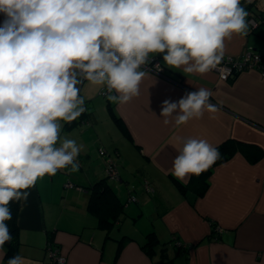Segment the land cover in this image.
<instances>
[{"label":"crops","instance_id":"obj_1","mask_svg":"<svg viewBox=\"0 0 264 264\" xmlns=\"http://www.w3.org/2000/svg\"><path fill=\"white\" fill-rule=\"evenodd\" d=\"M241 3L248 13H264V0ZM4 19L0 13V25ZM248 48L264 59V23L226 40L224 55L239 56ZM155 56L165 75L142 66L147 75L140 94L126 104L110 102L106 89L102 93L104 88L87 81L80 86L86 111L71 123L61 122L60 132L61 138L74 139L80 146V171L71 172L69 167L38 179L27 190V201L19 202L18 252L27 264H45L48 238L59 245L67 264H161L177 257L179 264H264V67H251L222 80L213 70L184 74L167 66L163 54ZM199 88L213 93L209 103L216 111H205L200 119L179 127L165 126L160 117L162 102H176ZM109 105L129 138L113 121ZM176 136L203 139L215 147L231 140L236 146L228 158L209 168L202 194H196L204 187L197 176L181 181L171 174L177 148L182 147L176 144ZM106 157L123 163L124 171L112 185L124 204L123 212L107 233L87 210L85 188L104 176ZM124 161L129 162L127 167ZM144 178L152 192L143 189ZM176 181L187 185L183 193ZM65 182L82 189L65 187ZM128 194L134 196L133 202H127ZM145 207L148 218L139 223L136 218ZM214 224L217 238L212 236ZM148 232L158 241L152 254L141 247Z\"/></svg>","mask_w":264,"mask_h":264},{"label":"clouds","instance_id":"obj_2","mask_svg":"<svg viewBox=\"0 0 264 264\" xmlns=\"http://www.w3.org/2000/svg\"><path fill=\"white\" fill-rule=\"evenodd\" d=\"M248 3L251 0H247ZM0 264L12 240L10 202H26L44 176L79 171L80 146L62 123L85 111L80 86L107 90L119 105L140 94L150 57L203 75L220 64L225 41L246 35L241 0H0ZM205 88L164 100L160 117L175 127L214 112ZM171 174L185 181L220 157L206 140L175 137ZM6 264H27L20 254Z\"/></svg>","mask_w":264,"mask_h":264},{"label":"trees","instance_id":"obj_3","mask_svg":"<svg viewBox=\"0 0 264 264\" xmlns=\"http://www.w3.org/2000/svg\"><path fill=\"white\" fill-rule=\"evenodd\" d=\"M261 13L262 12H259L256 15L261 14ZM261 23H264V22H261ZM108 111L111 114V117L113 121L115 122V124L118 125L122 133L126 137L129 138L126 126L123 124L120 117L113 112L110 105L108 106ZM216 147L218 148L220 152V157L217 161H221V160L228 158V156L236 149L234 142L231 140L223 141L217 144ZM208 174H209V169L202 172L199 176H197V178L201 181V183H204V187L199 188L196 194L203 193L205 189V185H206V182L204 181ZM106 177L96 179L94 183H92L90 186H85V188H87V191L89 192L87 210L95 215L97 219V224H99L102 228H104L107 233L109 229L111 228V226L114 224L113 222L118 220L117 218L119 217V215H121V212H123L122 210H123L124 204L122 203L121 200L117 198L114 188L108 183V181L106 180ZM176 184L178 186V189L183 193L187 185H183L182 183L180 184L177 181H176ZM128 195L126 197L127 202H133V200H128ZM19 206H20V203L15 202V201L10 202V205H9L11 213H12V219L9 221H6V223L9 226V229H10V232L13 238L10 242L6 243L4 246L6 250V255H4L3 260L5 262H7V260L10 257L16 254H19L18 247L20 244V240L18 239V236H19L20 228H18V225H17V217H18L17 213H18ZM212 231H213L212 236H214V238H217L218 231L216 230L215 224L212 227ZM146 237H147L146 242H144L141 245V247L146 254H152L153 251H155V247H156L155 245H157L158 241L155 237V234H153V232H148ZM122 239L124 238L122 237L121 239L118 240V246L122 244V241H123ZM173 245L178 246L177 248L178 252L182 251L181 250L182 247L178 241H174ZM161 264H176V263H174L173 259H168V260L161 261Z\"/></svg>","mask_w":264,"mask_h":264},{"label":"built area","instance_id":"obj_4","mask_svg":"<svg viewBox=\"0 0 264 264\" xmlns=\"http://www.w3.org/2000/svg\"><path fill=\"white\" fill-rule=\"evenodd\" d=\"M248 21V28L249 29H255L259 26L261 22H264V13L261 14H251L249 13L247 17ZM251 67L256 68H262L264 67V59L260 56L259 53L255 52L253 49L248 48L246 49L242 54L239 56H232V55H224L220 64L217 65L213 71L217 73L219 78L222 80H225L235 74L237 72L249 69ZM143 68L147 71H152L159 75H165L164 74V66L160 62L158 56H152L150 57V62L148 65H144ZM102 93H106L105 90L102 91ZM100 151H102L100 149ZM106 157V167L105 172L106 175L109 176V178H112L116 180L118 178V174L116 171V168L113 165V162L111 160H107ZM67 187H75L77 189H82L77 185H74L72 182H66L64 184ZM143 189L146 192H152L153 187L150 185L149 181L147 179H144L143 183ZM135 199L134 196L129 195L128 200ZM44 251H45V264H67L65 255L63 254L62 250H60V247L58 244L54 243L52 239L46 240L44 245Z\"/></svg>","mask_w":264,"mask_h":264},{"label":"rangeland","instance_id":"obj_5","mask_svg":"<svg viewBox=\"0 0 264 264\" xmlns=\"http://www.w3.org/2000/svg\"><path fill=\"white\" fill-rule=\"evenodd\" d=\"M97 96H99L98 94H97ZM100 98V97H99ZM120 149V148H119ZM121 150V149H120ZM121 152H122V154H123V157L125 156V153L123 152V150H121ZM107 155V154H106ZM84 160H83V163H85V160H87L85 157L83 158ZM111 160V162H113V165H114V167L116 168V171H117V174H118V178L116 179V180H120L121 179V174L120 173H123L124 171H122V164L123 163H120V162H117L116 160H113L111 157H109L107 160ZM118 159V158H117ZM123 160V159H122ZM122 160H121V162H122ZM81 162H82V160H81ZM128 163L129 162H126V161H124V164L126 165L125 167H127V165H128ZM86 164V163H85ZM89 167V165H87L84 169L86 170L87 168ZM105 167H106V162H104V166H103V168H102V173H103V175L104 176H102V177H106L107 175H106V172H105ZM79 171H80V169H79ZM120 171V172H119ZM101 177V178H102ZM132 180H133V178H131ZM106 180L108 181V183L112 186L113 185V182L115 181L114 179H112V178H109L108 176L106 177ZM66 181V180H65ZM66 183V182H65ZM64 183V184H65ZM131 191H132V186H131V189H130ZM123 195H124V193H122L121 194V196L123 197ZM124 200H126V198L124 199ZM147 207H145L143 210V213H142V215H140V216H138L137 218H136V220L140 223L141 221H145V219H147L148 218V215H146V213H148V210L146 209ZM181 262V260L179 259V257H177V258H175L174 259V263H176V264H179Z\"/></svg>","mask_w":264,"mask_h":264}]
</instances>
